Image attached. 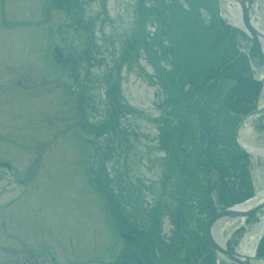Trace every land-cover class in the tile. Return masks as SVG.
Segmentation results:
<instances>
[{
  "label": "rangeland",
  "instance_id": "1",
  "mask_svg": "<svg viewBox=\"0 0 264 264\" xmlns=\"http://www.w3.org/2000/svg\"><path fill=\"white\" fill-rule=\"evenodd\" d=\"M181 1L177 8L181 17L169 18L167 34L171 36L166 43L179 51L183 39L177 34L186 32L183 35L191 45L197 40L204 46L208 40L197 35H202L201 28L209 24L214 14L204 6V0H195L197 4ZM42 2L48 4L45 15ZM59 2L61 5L56 0H0V159L13 163L10 170L0 167V264L23 263L25 258L44 264H135L124 261L125 240L115 237L116 226L106 216L103 196L94 194L91 184L99 181L109 187L118 177L133 183L140 178L149 185V190L143 192L147 203L155 206L169 202L162 194L161 181L167 168L172 170L173 162L160 148L159 125L168 111L173 112L170 115L175 124L177 110L168 105L158 107L166 93L157 82V73L159 67L186 66V54L181 50L176 57H170L169 63L158 61L160 66L156 69V64L150 63V50L129 49L138 34H149L155 45L152 49L157 48V20L149 10L153 0H147V13L140 20L137 0ZM215 2L217 13L232 23L221 2ZM182 5L191 11L189 17L180 13L185 12ZM252 8L258 25L264 28V0H253ZM72 18L75 20L71 22ZM239 31L232 37L234 51L243 54V61L232 66L223 81L230 89L237 82H261L252 101L256 108L263 105L260 101L264 66L255 44ZM55 60L60 61L59 65ZM206 61L208 66L209 60ZM114 87L120 102V131L112 137V160L100 162L95 144L103 146L106 140L100 136V127L113 118L115 104L109 91ZM248 104L247 99L245 105ZM231 115L238 116L234 111ZM243 131L248 139L240 136L242 144L245 140H264V112L249 117L240 133ZM190 149L193 150L191 145ZM102 166L101 174L98 170ZM248 170L255 196L261 195V155L250 154ZM89 175L94 182L89 181ZM207 177L210 174L205 170V188ZM215 197L213 193L214 202ZM119 210L117 207L113 212ZM263 214L264 208L251 217L223 219L216 224L215 233L224 240L225 247L239 251L241 241ZM124 217L115 218L116 223ZM197 217L189 213V229L204 233L207 223L202 224L200 219L206 217ZM159 220L160 227L171 232L170 216L162 212ZM251 237H256V245L258 235ZM189 239L197 238L189 235ZM175 244L174 240L172 251ZM53 253L56 263L50 259ZM168 256L166 260L161 258L160 264H177L170 251ZM199 263L216 264V259L209 253L200 257Z\"/></svg>",
  "mask_w": 264,
  "mask_h": 264
},
{
  "label": "trees",
  "instance_id": "2",
  "mask_svg": "<svg viewBox=\"0 0 264 264\" xmlns=\"http://www.w3.org/2000/svg\"><path fill=\"white\" fill-rule=\"evenodd\" d=\"M185 1L197 4L195 0ZM57 2L61 5L59 0H56ZM137 2L136 12L139 13L140 20L142 15L147 13L144 10L147 0ZM181 2L153 0L150 5L149 10L157 20L156 29L161 32L154 34L157 48L152 49L155 45L151 42L152 37L149 34L147 37L144 35L140 37L138 34L134 42L128 46L132 50L136 48L150 50V63L156 64V69L162 60L171 62L170 57H176L177 52L182 50L186 54V66L178 65L175 69L159 67L160 72L157 73V82L166 93V98L160 101L158 107L162 109L168 105L174 106V110H177L175 124L172 123L170 115L173 112L168 111V115L162 117L159 125L160 148L168 157L170 156L179 174V176L174 174L175 169L172 165V170L167 168V173L161 181L162 194L166 195L169 202L164 205L159 202L155 206L147 203L143 192L149 190V185L140 178L137 179V183H133L125 182L118 177L115 183L110 182L111 187L105 182L100 186L104 196L115 203L114 211L117 207L128 209L124 211V215L129 218L131 231H139L143 236L145 248L142 252L138 251L143 264H158L161 258L166 260L169 257V251L177 260V264H200V257L204 256L207 246L200 229L195 231L189 229L187 219L189 213L193 212L199 217L204 214L205 219L197 218L205 225L219 210L244 201L254 193L248 170L250 156L238 144L235 131L241 118L255 108L252 101L259 93L261 82L258 83L256 80L237 82L232 89L224 84V74H227L236 63L240 64L243 61L241 59L243 54L234 51L235 41L233 43L232 36L239 30L229 26L220 17L215 0H204V6L214 14V18L207 26L201 28L202 35H197L203 41L208 40V43H204L203 46L196 40L191 45L190 39L183 35L186 32L177 34V37L183 39L181 46H178L179 51L174 45L166 43L171 36L167 34V28L171 26L169 18L176 19L177 15L181 17L177 10ZM194 4L192 7H195ZM68 6L72 12L75 11L70 3ZM183 8L185 12L180 13L189 17L191 11H187L184 6ZM72 20L75 19L72 18L71 22ZM239 32L247 37L244 32ZM254 48L257 51L256 45ZM206 59L209 60L208 66H205L208 63ZM205 71L207 78L204 75ZM109 95L115 107L113 118L107 119L100 127V136L106 137L104 145L101 143L95 145V154L100 162L112 160L115 150L112 137L120 131L117 129L120 118L117 109L120 102L115 87L111 88ZM247 99L249 104L245 105ZM231 111L238 116L231 115ZM190 145L193 150L190 149ZM103 168V166L98 168L99 173H104ZM205 170L210 174V178L207 177L206 188L203 184ZM107 177L109 181V176ZM213 193L216 194L215 202L212 199ZM162 212L170 216V221L175 227L168 238L161 236L163 227H160L159 218ZM120 217L119 211L114 213V219ZM177 223L180 225L179 228ZM116 224L119 229L126 230L122 219L117 220ZM189 235L197 239L191 241ZM158 239L162 247L156 251ZM174 239L176 244L172 251ZM257 254L264 257V235L259 242Z\"/></svg>",
  "mask_w": 264,
  "mask_h": 264
},
{
  "label": "water",
  "instance_id": "3",
  "mask_svg": "<svg viewBox=\"0 0 264 264\" xmlns=\"http://www.w3.org/2000/svg\"><path fill=\"white\" fill-rule=\"evenodd\" d=\"M220 1V0H218ZM239 3L241 12H242V20L245 28H241L235 26L233 23H229L232 27H236L245 32L256 44L259 54L261 56L262 65L264 66V55L261 51L259 35L260 31L256 29L251 23V11H252V3L251 0H235ZM222 16V15H221ZM57 52H59L56 49ZM264 112V106H260L249 113H247L238 123L236 128V139L241 148H243L247 153L252 154L240 141L239 132L243 125V123L252 115L259 114ZM264 208V193L258 196L251 197L241 203L235 204L231 207L226 208L225 210L219 211L213 217L210 218L206 225L205 229V240L207 246L209 248L208 252L214 254L216 259V264L219 263L220 260H224L227 262H232L235 264H264V258L258 256L256 254V248L258 243L256 244L252 254L241 253L236 250H229L225 247L220 246L213 236V228L214 226L223 219H233L237 217H247L251 214L257 213L261 209ZM261 238V235L258 238V242ZM222 256H221V255Z\"/></svg>",
  "mask_w": 264,
  "mask_h": 264
},
{
  "label": "bare ground",
  "instance_id": "4",
  "mask_svg": "<svg viewBox=\"0 0 264 264\" xmlns=\"http://www.w3.org/2000/svg\"><path fill=\"white\" fill-rule=\"evenodd\" d=\"M221 2V6L223 9H225L227 11V16L229 17V20L237 25L238 27L241 28H245L244 24H243V20H242V12H241V8L240 5L237 1L235 0H220ZM251 23L253 24V26L258 29L260 31V35H259V41H260V47H261V51L264 55V28H260V26L258 25L256 18L254 16V12L253 10L251 11ZM263 77V76H261ZM263 98L261 99L260 103L263 104L261 106H264V88H263ZM240 136L242 138H247L246 133L243 131L241 132ZM243 145L250 151L252 152L253 155L258 156L261 155L262 158L264 159V140H260V141H255V140H245L243 141ZM215 227L213 228V236L214 239L217 241V243L222 246L225 247V244L223 243L224 240L221 239L220 236L217 235V233H215ZM264 230V214L261 216V220L260 222L256 225V227L247 234V236H245L243 238V240L241 241L238 250L239 252H244V253H248V254H252L254 247H255V242H254V237H251L253 234H257L258 236L263 232ZM221 255V254H220ZM222 256V255H221Z\"/></svg>",
  "mask_w": 264,
  "mask_h": 264
},
{
  "label": "flooded vegetation",
  "instance_id": "5",
  "mask_svg": "<svg viewBox=\"0 0 264 264\" xmlns=\"http://www.w3.org/2000/svg\"><path fill=\"white\" fill-rule=\"evenodd\" d=\"M38 161H39V159L37 158V163H38ZM39 163H40V161H39ZM0 166H2V165H0ZM122 221L124 223H126L125 224L126 230L123 231V234H125V237H124V240H125V243H124V261L128 262V263L135 262L136 264H143V261L141 259H139V256H138V251L142 252L145 248L144 241L142 238L143 236H141L139 231H131L128 217L125 216L124 219H122ZM171 224H172V222H171ZM172 226H173V224H172ZM179 227H180V225L177 223V228H179ZM173 229H175L174 226L172 227L171 232L165 231L163 229L161 232V234H162L161 236L168 238V236L173 232ZM136 232H139V233H136ZM156 243H157V245H156L157 247L155 250L157 251L158 248L162 247V243L159 241V239L157 240ZM173 243H174V241H173ZM50 259H51L52 263H54V262L56 263L55 253L52 254ZM35 262H39V260H32V259L25 258V261L23 263L19 262L18 264H34ZM39 263L44 264L43 261H40ZM158 264H160V262Z\"/></svg>",
  "mask_w": 264,
  "mask_h": 264
}]
</instances>
